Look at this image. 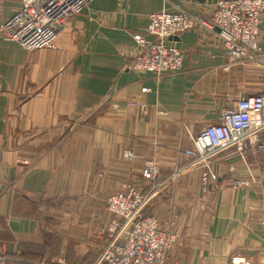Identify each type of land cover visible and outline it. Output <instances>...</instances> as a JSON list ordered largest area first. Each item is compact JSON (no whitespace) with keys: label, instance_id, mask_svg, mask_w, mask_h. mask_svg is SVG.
<instances>
[{"label":"crops","instance_id":"1","mask_svg":"<svg viewBox=\"0 0 264 264\" xmlns=\"http://www.w3.org/2000/svg\"><path fill=\"white\" fill-rule=\"evenodd\" d=\"M217 1L97 0L70 20L53 48L29 52L0 39L5 264L59 257L99 264L107 244L101 230L113 219L107 198L127 186L145 196L157 191L143 212L176 237L166 264H264L261 160L248 153L243 161L233 149L213 158L210 170L188 169L194 159L186 154L241 97L264 96V67L232 60L217 31L192 30L169 41L184 54L176 74L126 69L138 53L134 35L152 14L209 17ZM20 6L0 0V28ZM260 41L264 46V21ZM133 101L146 110L129 107ZM148 162L160 171L153 182L144 175ZM246 166L255 181L234 187L233 179H247Z\"/></svg>","mask_w":264,"mask_h":264},{"label":"built area","instance_id":"2","mask_svg":"<svg viewBox=\"0 0 264 264\" xmlns=\"http://www.w3.org/2000/svg\"><path fill=\"white\" fill-rule=\"evenodd\" d=\"M18 12L0 28V39L14 42L26 51L53 48L70 20L88 10L97 0H20ZM146 30L134 35L138 53L127 70L137 73L176 74L182 68L184 54L170 40L185 32L201 30L216 32L235 62H253L264 67V46L260 28L264 21V0H218L211 16L202 17L188 12L162 11L149 17ZM149 38H152L149 39ZM145 111L141 102L128 104ZM193 149L186 152L194 163L188 168H209L213 158L235 150L243 161L248 153L261 160L264 167V96L241 97L234 108L224 110L218 122L208 125L192 139ZM128 161L132 152L124 153ZM24 164H28L24 162ZM187 170L177 172L176 179ZM230 168V173H235ZM247 179L235 178L232 185L247 188L255 181L254 173L246 166ZM160 171L153 162L145 164L144 175L153 182ZM215 179V176H213ZM157 194L144 195L127 186L107 198L106 206L112 221L101 230L107 236L99 264H166L176 243V237L160 228L157 219L144 215V209ZM176 215V212L173 213ZM0 258V264H5ZM46 264H66L64 257Z\"/></svg>","mask_w":264,"mask_h":264},{"label":"rangeland","instance_id":"3","mask_svg":"<svg viewBox=\"0 0 264 264\" xmlns=\"http://www.w3.org/2000/svg\"><path fill=\"white\" fill-rule=\"evenodd\" d=\"M105 227H106V226H105ZM53 260H56V258H55V259H53ZM53 260H52V261H53Z\"/></svg>","mask_w":264,"mask_h":264}]
</instances>
